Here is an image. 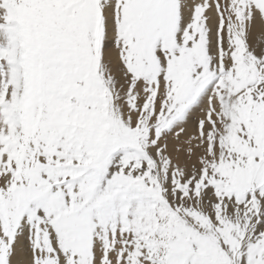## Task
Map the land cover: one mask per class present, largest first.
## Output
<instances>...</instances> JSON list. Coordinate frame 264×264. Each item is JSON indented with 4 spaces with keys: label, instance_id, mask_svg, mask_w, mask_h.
I'll return each mask as SVG.
<instances>
[{
    "label": "snow or ice",
    "instance_id": "1",
    "mask_svg": "<svg viewBox=\"0 0 264 264\" xmlns=\"http://www.w3.org/2000/svg\"><path fill=\"white\" fill-rule=\"evenodd\" d=\"M0 264H264V0H0Z\"/></svg>",
    "mask_w": 264,
    "mask_h": 264
}]
</instances>
